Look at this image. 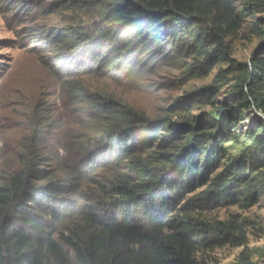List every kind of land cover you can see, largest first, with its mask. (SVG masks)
<instances>
[{"label": "trees", "instance_id": "trees-1", "mask_svg": "<svg viewBox=\"0 0 264 264\" xmlns=\"http://www.w3.org/2000/svg\"><path fill=\"white\" fill-rule=\"evenodd\" d=\"M62 1L89 14L86 24L73 19L43 37L58 73L72 79H128L172 60L185 79L205 78L232 63L229 42L247 23L260 45L222 103L218 80L176 101L167 121L77 88L104 128L72 178L41 185L46 172L28 160L0 185V264H200L199 254L224 244L246 247L235 217L203 215L238 205L241 195L250 207L264 189V120L234 132L253 106L264 113V0ZM107 169L114 178L85 194Z\"/></svg>", "mask_w": 264, "mask_h": 264}, {"label": "rangeland", "instance_id": "rangeland-1", "mask_svg": "<svg viewBox=\"0 0 264 264\" xmlns=\"http://www.w3.org/2000/svg\"><path fill=\"white\" fill-rule=\"evenodd\" d=\"M88 15L62 0H0V185L23 170L28 160L33 161L35 169L46 172L47 180L41 185L72 178L68 171L77 166L83 169L88 164L85 148L104 125L96 119L87 99L75 96L77 88L81 93L107 95L152 120L167 121L172 119L167 111L176 101L218 80L224 86L216 103H222L237 82L238 67L251 64L260 45L252 35L251 23H247L239 36L229 42L232 63L217 65L201 79H185L184 65L179 60H172L170 67L154 66L115 81L96 74L79 79L65 77L56 70L52 51L44 45V34L69 25L73 19L86 24ZM258 119L264 120V113L253 106L234 132L244 131ZM234 155L232 152L230 157ZM229 160L214 176L224 170ZM115 173L101 171L92 182H87L83 192L93 194L98 188L96 182L113 179ZM240 200L236 206L203 216L213 222H227L235 217L244 227L247 246L224 244L199 254L200 264H264V189L250 207L244 205V195ZM245 248L247 260L242 257Z\"/></svg>", "mask_w": 264, "mask_h": 264}, {"label": "water", "instance_id": "water-1", "mask_svg": "<svg viewBox=\"0 0 264 264\" xmlns=\"http://www.w3.org/2000/svg\"><path fill=\"white\" fill-rule=\"evenodd\" d=\"M260 118H262L263 116H261V115H258Z\"/></svg>", "mask_w": 264, "mask_h": 264}]
</instances>
